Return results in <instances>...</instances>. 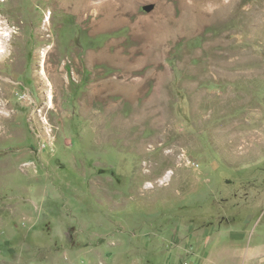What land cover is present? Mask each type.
Wrapping results in <instances>:
<instances>
[{
    "label": "rangeland",
    "instance_id": "1",
    "mask_svg": "<svg viewBox=\"0 0 264 264\" xmlns=\"http://www.w3.org/2000/svg\"><path fill=\"white\" fill-rule=\"evenodd\" d=\"M0 35V264H264V0H0Z\"/></svg>",
    "mask_w": 264,
    "mask_h": 264
},
{
    "label": "bare ground",
    "instance_id": "2",
    "mask_svg": "<svg viewBox=\"0 0 264 264\" xmlns=\"http://www.w3.org/2000/svg\"><path fill=\"white\" fill-rule=\"evenodd\" d=\"M65 3V2H64ZM50 13V12H49ZM48 13V14H49ZM52 14V12L50 13V15ZM84 18V17H83ZM51 19V16L48 18L47 21H50ZM42 32H45V31H42ZM2 34V33H1ZM1 36V35H0ZM2 37V36H1ZM2 39V38H0ZM100 50V49H99ZM93 52V51H92ZM107 53H105V56H108L110 59L114 60V59H117V60H122L123 59V55H120L118 56V54H112V53H108V55H106ZM8 55V48H7V45L4 43V41H1L0 40V58L4 59ZM96 55V54H95ZM103 55H104V52H103ZM95 57V56H94ZM125 58V57H124ZM124 62V61H123ZM125 68V67H124ZM130 73V72H129Z\"/></svg>",
    "mask_w": 264,
    "mask_h": 264
}]
</instances>
